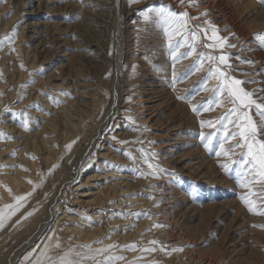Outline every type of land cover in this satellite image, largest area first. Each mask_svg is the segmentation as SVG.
I'll list each match as a JSON object with an SVG mask.
<instances>
[{"label": "rangeland", "instance_id": "obj_1", "mask_svg": "<svg viewBox=\"0 0 264 264\" xmlns=\"http://www.w3.org/2000/svg\"><path fill=\"white\" fill-rule=\"evenodd\" d=\"M169 12L177 17L187 13L183 36L173 35L171 44L169 35L178 25L168 19ZM213 27L225 38L226 45L235 47H206L215 43L208 38ZM202 29H207V36ZM192 32L197 33L195 41L191 39ZM261 34V0H112L107 9L92 0H0V41L12 37L11 42L0 44V133L12 125L17 131L13 135L22 133L21 139H28L27 148L30 147L28 154L24 153L27 159L21 163L14 157L21 166L24 163L27 171L26 188L16 194L24 197L19 200L23 209L11 204L5 209L0 199L4 225L0 229V264H10L15 259L16 264L31 263L36 244H27V240L34 234L44 238L57 225V240L49 245L50 257L56 259L72 252L67 258L78 264H264V215L258 212L264 211V186H243L244 173L250 167L241 163L245 149L236 148L228 156L217 155L225 139L223 118L232 105L227 92L221 95L216 91L220 81L212 71L219 65L218 59L208 60L209 55L230 57L229 67H219L231 77L246 81L245 90L264 103ZM193 46L195 52L188 55ZM151 72L156 78H150ZM148 87L153 90L147 92ZM114 94L116 107L112 111L119 107L121 111L117 110L116 116L111 111L107 130L98 137L109 132L105 138L111 139L103 142L94 138L84 153L106 154L110 148L108 153L119 159L117 171L112 176L110 172L94 171L92 166L83 177L95 172L102 177L93 187L91 182L83 188L90 195L77 196L73 206L61 205L70 165L72 160L80 161L81 153L74 152L77 144L69 147L67 143L71 126L65 127L73 122L68 115L77 118L79 104L90 108L103 105L100 108L106 110ZM39 97L52 99L50 110L49 105L48 109L41 108ZM40 110H44L42 114ZM32 113L36 114L31 116ZM25 114L29 119L27 130ZM252 115L259 121L255 109ZM207 122L215 126L209 127ZM21 129L23 132H18ZM237 131L228 125L229 134ZM10 135L5 132L0 137V150L8 145ZM210 135L212 142L206 148ZM260 138L264 139V133ZM236 143L237 140L225 143V150ZM17 150L18 145L0 158H9ZM145 155L154 168L163 170L159 178L149 174L152 170L144 163ZM67 156L72 157L71 163L65 161ZM66 166L67 174L62 172ZM75 166L77 170V163ZM107 179H115L118 184L112 185ZM101 183L102 192L110 195H91ZM112 186L116 190H111ZM117 190L123 192L115 194ZM53 198L59 201L50 204V212L47 204ZM248 203L253 205V211H249ZM46 217L50 222L47 226ZM38 226L44 227L43 231L35 230ZM89 245L91 252L85 247ZM109 245L116 247L95 255L97 249ZM30 253L24 262V256ZM86 255L95 258H83ZM43 264L51 261L45 259Z\"/></svg>", "mask_w": 264, "mask_h": 264}, {"label": "bare ground", "instance_id": "obj_2", "mask_svg": "<svg viewBox=\"0 0 264 264\" xmlns=\"http://www.w3.org/2000/svg\"><path fill=\"white\" fill-rule=\"evenodd\" d=\"M95 4H97V5H99V6H101L103 9H107L108 7H109V5L112 3V0H92ZM247 4V3H246ZM164 6V5H163ZM248 6V5H247ZM252 6H254V5H252ZM176 9V8H175ZM263 16V15H262ZM225 18V17H224ZM228 20V19H227ZM262 23V22H261ZM37 29V28H36ZM37 32V31H36ZM36 37V36H35ZM39 39V38H38ZM166 65V64H165ZM152 77H150L151 79L152 78H154L155 77V74L154 73H152L151 72V74H150ZM156 78V77H155ZM153 82L155 81L154 79L152 80ZM155 83V82H154ZM157 85V84H156ZM159 86V85H158ZM150 87H152V86H150ZM153 88V87H152ZM146 90V89H145ZM153 89H149V87H148V89L146 90L147 92H151ZM156 90V89H155ZM159 91V90H158ZM59 94H61V93H59ZM62 95V94H61ZM60 95V96H61ZM42 96V95H41ZM57 96V98L58 97H60L59 95H56ZM64 96V95H63ZM113 96V98H112V102H110V104H109V106H108V108L106 109V110H103V109H101L100 107H102V106H98V104H96L93 108H90L88 105H86V104H79L80 105V107H79V109H78V111H79V114H78V116H77V118H73V117H70V115H68L69 116V118H70V120L72 121L73 120V122H71L70 124L71 125H69V123H67V125L68 126H66L65 124V128H68V127H70L71 126V128H70V130H67V131H69V142H67L68 143V145H72V143H74V144H77V146L75 147V149H74V152H75V150H79V152H81L80 153V157L78 156V158H80V161H79V159H78V161H76V162H74L73 163V160H72V157L71 156H67V158H66V162H70L71 163V160H72V165H70V168H71V171L69 172V176H68V181L66 182V183H64L65 184V186H64V188H66L67 190L64 192V190H63V194H62V198L60 199V201L59 200H57V201H59L60 203H61V205H64V204H72V203H74V201L75 202H78V199H79V196L80 197H82L83 195V197H86L85 195H87L86 194V190L85 191H82V190H84L83 188H85V187H87V185L88 184H90L91 182H93V183H91V185L92 186H90V187H93V185H96L94 182H96L97 181V178L98 177H100L101 176V174H99V173H96L95 172V174L93 175V176H88V175H86V177H85V175H84V177H83V174L84 173H86V171L88 170V169H90L92 166V169L94 170V171H101V173H102V171H104L105 173L104 174H106V173H108V172H110V173H113V174H111L112 176H114V172L115 171H117V167H116V163H118L119 162V159H118V157L116 156V155H114L113 157H112V153L111 154H109L108 152H110V148H107L106 149V154H105V152L104 153H100V152H93L92 153V155H90V153L88 154L87 152V154L88 155H90L91 157L90 158H87V156H86V153H84L86 150H87V148L88 147H85V146H88L92 141H93V139L95 138H98L99 137V133L100 132H104V131H106L107 129H105L106 128V126L108 127V124H107V122L109 121V119H110V117H111V114H112V112L114 113L112 116H116L118 113H119V111H121V110H119V108H117L116 110H113L112 111V108L113 109H115V107H116V105H115V103H116V96H115V94L114 95H112ZM114 96H115V98H114ZM56 98V97H55ZM37 99H40L41 101H42V107L41 108H47L48 109V105L49 104H51V102H52V99L51 100H47V101H45V99H43V98H41V97H39V98H37ZM63 99V98H62ZM65 99V98H64ZM57 100V99H56ZM55 100V101H56ZM98 101V100H97ZM58 102V101H57ZM118 103V102H117ZM119 105V104H118ZM56 106V105H55ZM57 106H59L58 104H57ZM98 107V108H97ZM124 107V106H123ZM60 108V107H59ZM49 110H50V105H49ZM117 110H119V111H117ZM43 111L44 110H40V113L42 114L43 113ZM48 111V110H47ZM60 111V110H59ZM69 111V110H68ZM67 111V112H68ZM112 111V112H111ZM33 112V111H32ZM50 113V112H49ZM56 113V112H55ZM69 113V112H68ZM36 113H32V115L31 116H34ZM52 114H53V112H52ZM58 114V113H57ZM70 114H72V112L70 113ZM39 115V114H38ZM46 115V114H45ZM74 115V114H73ZM72 116V115H71ZM73 118V119H72ZM57 119V118H56ZM14 120V119H13ZM15 121V120H14ZM66 121H67V119H66ZM38 122V121H37ZM65 123V122H64ZM62 125H63V122H62ZM6 126V125H5ZM7 130L6 131H4V134H5V132L7 133V134H11L9 137H8V139L10 140V142L8 143V145H5V146H3L1 149L2 150H0V155H7V153H8V151L9 150H11V148L12 147H16L17 145H18V150L17 151H15V152H12V154L10 155L11 157H7V158H0V161H1V164H4L3 166L1 165L0 166V199L3 201V203H4V208L5 209H7V207L11 204V205H13L15 208H17V209H23V206L22 207H20L21 205V203H20V201H18L16 198H18L17 196H16V194H17V192L19 191H22L23 190V188H26L25 186L27 185V177H26V175H27V171H25L24 169H23V165H24V163H23V165L21 166L20 164H19V162L21 163L22 162V160L25 158V159H27L26 158V155L25 154H28V151H26V150H29L30 149V147H29V149L27 148V140L28 139H25V140H23V139H21V137H22V133H19V134H16V136H14L13 134L14 133H17V131H16V128L14 127V126H12V125H8L7 126ZM18 129V128H17ZM35 129V128H34ZM47 129V128H46ZM64 129V128H63ZM44 130V129H43ZM39 131H41V130H39ZM46 131V130H45ZM63 131V130H62ZM65 131V130H64ZM18 132H23L22 131V129L21 130H18ZM109 132H105V134L107 135ZM38 134V133H37ZM103 135V134H101V138H98V139H96V140H99V139H101L103 142L106 140V141H109L110 139L107 137V138H105L106 137V135ZM35 135V134H34ZM110 135H111V133H110ZM32 136V135H31ZM30 135H29V137H31ZM38 136V135H37ZM37 136H35L34 138H36ZM43 136V135H42ZM41 136V137H42ZM45 136V135H44ZM43 136V137H44ZM112 136H113V134H112ZM3 138H5V137H3ZM19 139V141H16L15 139ZM46 138V137H45ZM75 138V139H74ZM114 138V137H113ZM39 139V138H38ZM14 140V141H13ZM35 140V139H34ZM47 141H48V139H46ZM72 140H73V142H72ZM101 140H100V142H101ZM30 141V140H29ZM52 141V140H51ZM68 141V140H67ZM65 142V141H64ZM97 142V141H96ZM1 143V142H0ZM30 143V142H29ZM102 143V142H101ZM111 143V142H110ZM31 144V143H30ZM29 144V145H30ZM95 144V143H94ZM98 144V143H97ZM39 145V144H38ZM113 144H109V147L110 146H112ZM19 146L21 147L20 149H19ZM32 146V145H31ZM66 146V145H65ZM64 146V147H65ZM94 146V145H93ZM51 147V146H50ZM85 147V148H84ZM96 147V146H95ZM33 148H36V147H33ZM67 148V147H66ZM25 149V150H24ZM63 149H65V148H63ZM93 149V148H92ZM113 149V148H112ZM32 150V149H31ZM36 150H38L37 148L35 149V151ZM43 150V149H42ZM47 150V149H46ZM59 150V149H58ZM68 150V149H67ZM114 150V149H113ZM13 151V150H12ZM21 151H23V155H21V156H23V157H19V154H20V152ZM34 150L32 151V154H33V152H35ZM40 151H41V148H40ZM64 151V150H63ZM66 151V150H65ZM65 151H64V153H65ZM26 152V153H25ZM46 152V151H45ZM59 152H60V154H61V150H59ZM115 151H113V153H114ZM25 153V154H24ZM44 153V152H43ZM58 153V152H57ZM63 153V152H62ZM63 153V154H64ZM59 154V155H60ZM62 154V155H63ZM109 154V155H108ZM29 155H30V153H29ZM28 155V156H29ZM48 155V154H47ZM27 156V157H28ZM31 156V155H30ZM46 156V155H45ZM110 158H109V157ZM116 156V157H115ZM14 157H18V163L17 162H15V160L17 161V158H14ZM51 157V156H50ZM84 157H86L87 159L86 160H88L89 159V161H84ZM115 157V158H114ZM28 158H30V157H28ZM56 158V157H55ZM54 158V159H55ZM60 158V157H59ZM96 158H98L99 160H101L102 161V163L100 164L99 162H97L98 160H96L95 161V159ZM109 158V159H108ZM31 159V158H30ZM57 159V158H56ZM46 160V159H45ZM48 160V159H47ZM59 160V159H58ZM64 160V158L62 159V161ZM181 160V159H180ZM3 161H5V163H3ZM64 161V162H65ZM113 162V163H110V162ZM57 162V161H56ZM63 162V165L65 166V163ZM93 162H95V163H93ZM58 163V162H57ZM76 163H77V170H76ZM183 163V162H182ZM19 164V165H18ZM69 164V163H68ZM61 165H62V163H61ZM61 165H59V166H61ZM13 166H16V167H13ZM25 166V165H24ZM95 166V167H94ZM62 167V166H61ZM54 168V167H53ZM52 168V169H53ZM69 168V169H70ZM107 168H109V170H106ZM184 168V167H183ZM62 169V168H61ZM11 170H14L13 172H11ZM66 170H68V166H66V167H64V169H63V173H66L67 171ZM79 171V173H77L76 174V172H78ZM57 172H59V171H57ZM56 172V173H57ZM67 174V173H66ZM57 175V174H56ZM110 175V176H111ZM58 176V175H57ZM111 176V177H112ZM199 176V175H198ZM102 177V176H101ZM106 177H109V176H106ZM106 177H104V178H99V180L100 179H105ZM53 179H54V177H53ZM63 179V178H62ZM92 179V180H91ZM98 180V181H99ZM57 181V180H56ZM59 181V180H58ZM101 181V180H100ZM51 182V181H50ZM106 182H112V185H117L118 184V181L117 180H113L112 179V181H108V179H107V181ZM106 182L104 183V185L106 184ZM61 183V182H60ZM63 184V185H64ZM29 185V184H28ZM56 185H57V183H56ZM62 185V184H61ZM60 185V186H61ZM101 185H102V183L101 184H98L94 189L95 190H98L97 192H95L94 194H92L91 193V195H95V196H99V195H102V193H104V195H110V193H106V192H102V190H103V188L101 187ZM111 186V185H110ZM108 187H109V185H108ZM59 188V187H58ZM106 188H107V185H106ZM111 188V187H110ZM60 190H61V188H60ZM59 190V191H60ZM104 190H106V189H104ZM109 190V189H108ZM111 190H116L115 188H113V186H112V188H111ZM53 191V190H52ZM87 191H92V190H87ZM56 192V191H55ZM61 192V191H60ZM79 192H82L83 194H79L78 195V193ZM119 192H123V191H119V190H117V192L115 191V194L116 193H119ZM24 193V192H23ZM26 193V192H25ZM85 193V194H84ZM22 194V193H21ZM54 193L52 192V195H53ZM111 194H112V192H111ZM57 195H58V193H57ZM90 194H88L87 196H89ZM20 196V195H19ZM48 196V195H47ZM77 196H78V199H77ZM113 196V195H112ZM111 196V199L113 198ZM116 196V195H115ZM114 196V197H115ZM28 197V196H27ZM100 197V196H99ZM103 197V196H102ZM108 197V196H107ZM185 197V196H184ZM96 198V197H95ZM14 199V202H12V200ZM32 199V198H31ZM97 199H98V197H97ZM108 199V198H107ZM51 200V199H50ZM94 200H96V199H94ZM54 201V198L47 204V206H48V208H47V210H49L50 211V204L52 203ZM56 201V202H57ZM25 202V201H24ZM55 202V201H54ZM55 202V203H56ZM28 203V202H27ZM42 203V202H41ZM23 204V203H22ZM26 204V203H25ZM24 204V205H25ZM44 204V203H43ZM86 204V203H85ZM90 204V203H89ZM32 205V204H31ZM87 205V204H86ZM91 205V204H90ZM46 206V205H45ZM72 206H73V204H72ZM32 207V206H31ZM43 208H44V206H43ZM1 209H3V208H1ZM66 209V208H65ZM69 209V208H68ZM39 210V209H38ZM8 211V210H7ZM16 211L17 210H15V213H16ZM29 211H30V209H29ZM54 211V210H53ZM52 211V212H53ZM51 212V211H50ZM50 212H49V214H50ZM12 213V212H11ZM75 213V212H74ZM18 214V213H17ZM48 214V215H49ZM83 214V213H82ZM2 215V214H1ZM7 215V214H6ZM5 215V217H7ZM16 215V214H15ZM55 215V214H54ZM85 215V214H84ZM35 216V215H34ZM50 216V215H49ZM52 216V215H51ZM58 216V215H57ZM72 216V215H71ZM77 216V215H76ZM75 216V217H76ZM87 216V215H86ZM74 217V218H75ZM9 218H11V216L9 217ZM47 218V220L45 221L44 219V221H45V225L47 226V225H49L50 224V222L48 221V217H46ZM50 218V217H49ZM53 218H54V216H53ZM52 218V219H53ZM87 218V217H86ZM79 219L81 220V222H83L84 223V219L83 218H80L79 217ZM26 220V219H25ZM35 220H39V218L38 219H35ZM42 220V221H43ZM58 220V219H57ZM62 220V219H61ZM88 220V219H87ZM50 221H51V219H50ZM55 221V220H54ZM53 221V222H54ZM7 221H5V223H6ZM33 222H34V220H33ZM32 222V223H33ZM25 223V222H24ZM35 223V222H34ZM42 224V223H41ZM41 224H39V225H41ZM57 224H58V222H57ZM56 224V225H57ZM112 224V223H111ZM113 224H115L114 222H113ZM45 225L43 224V226L45 227ZM4 226V225H3ZM25 226V225H24ZM32 226V225H31ZM31 226H28V227H31ZM36 226V225H35ZM42 226V225H41ZM58 226V225H57ZM57 226H56V228H57ZM91 226H94V225H91ZM44 227H39L38 226V228L36 227V229L35 230H42V229H44ZM54 227H55V225H54ZM60 227V226H59ZM39 228H41V229H39ZM53 228V227H52ZM56 228H53V229H51L47 234H46V236L43 238L41 235H40V237H37V236H35L36 234H34V236H33V234H32V236H33V239H31L30 237V239L29 240H27V244H32L33 242V245H35L34 246V248H33V250L32 251H35V256L34 257H32L30 260H32V262L30 263V261L28 262V263H30V264H43V262H44V260L45 259H48L49 257H50V255H51V253L52 252H50V250H49V245L51 244V242H52V240L53 239H55L54 241H56L57 240V238H56V236L58 235L57 234V230H59V229H56ZM1 229V228H0ZM62 229H63V227H62ZM90 229V228H89ZM33 230V229H32ZM61 230V229H60ZM75 230V229H74ZM78 230V229H77ZM94 230V229H93ZM40 231H39V233L38 234H40ZM43 231V230H42ZM91 231V230H90ZM76 232H78V231H76ZM37 233V232H36ZM43 233V232H42ZM60 233V232H59ZM37 234V235H38ZM64 234V233H63ZM29 236V235H28ZM84 236V235H83ZM113 236V234H111L110 235V237H112ZM60 237V236H59ZM87 237V236H86ZM84 238V237H83ZM92 238V237H91ZM80 240V239H79ZM85 240V239H84ZM26 241V240H25ZM86 241H87V239H86ZM24 242V241H23ZM88 242V241H87ZM54 243V242H53ZM82 243V242H81ZM83 244V243H82ZM24 245H26V244H24ZM55 245V244H54ZM57 245V244H56ZM27 246V245H26ZM25 247V246H24ZM103 247V246H102ZM26 248V247H25ZM82 249V248H81ZM52 250V249H51ZM84 250V249H83ZM86 250V249H85ZM84 250V251H85ZM80 251V250H79ZM87 251V250H86ZM20 252V251H19ZM72 253V252H71ZM70 253V254H71ZM87 253V252H86ZM73 254V253H72ZM29 256H31V253L30 254H28V256L27 257H25L24 256V262H26V261H28L29 260ZM78 256H80V255H78ZM15 258H17V256L15 257ZM16 260V259H15ZM14 260V261H15ZM14 261L13 262H11L10 264H16V263H14ZM27 263V264H28Z\"/></svg>", "mask_w": 264, "mask_h": 264}, {"label": "snow or ice", "instance_id": "obj_3", "mask_svg": "<svg viewBox=\"0 0 264 264\" xmlns=\"http://www.w3.org/2000/svg\"><path fill=\"white\" fill-rule=\"evenodd\" d=\"M137 0H130V3H135ZM261 2H264V0H261ZM204 15H207V13H204ZM184 17H187V13L182 14V16L177 17L175 13L169 12L168 13V19L173 21L178 25L176 30L172 32L169 35V44H171L172 36L175 34H180L183 36V31L187 28V20L184 19ZM145 19H147V14H145ZM202 31L205 32L207 36V29H202ZM15 32H13V36H15ZM264 35V34H261ZM215 43L208 44L206 47L209 48H221L223 49L225 46L227 47H235V45H226L225 38H222L218 35L217 30L213 27L211 31V35L208 37ZM191 39L195 41L198 39L197 33L192 32L191 33ZM12 37L6 36L3 41H0V44L4 43L5 41L11 42ZM183 46V45H181ZM193 52H195V47H192V51L188 53V55H191ZM219 61V65H224L226 67H229L228 61L230 57L221 54L218 58L209 55L208 60ZM246 63H252L250 61H247ZM217 67L212 71V76L220 81V85L216 89V91L220 92L221 95L224 94V92H227V95L229 97L228 103L232 105V107L228 110V112L225 114V117L223 118L224 121V137L225 139L222 140L220 144L221 152L217 155H225L228 156L231 152H233L236 148L245 149V153L243 154V159L241 163L243 165H249L244 173L245 176V183L243 184L244 187H249L253 184H260L264 186V139H261V134L264 133V103L257 102L256 99L253 98V93L248 92L245 90L243 85L247 83L246 81H241L238 79H235L234 77H231L226 71H224L221 67ZM219 106V104H217ZM253 109H255L256 116L259 117V121L254 119L252 112ZM194 111H199L198 109L194 108ZM210 109H205V111ZM235 117V119H232ZM209 127H214L215 125L213 122H207ZM29 124V119L24 115V127L27 130ZM233 125L236 129H238L237 132H232L229 134L228 132V125ZM201 126H204V122H201ZM4 134L0 133V137H2ZM203 138V136H202ZM230 140H237V143L233 145L230 149L225 150L224 145L225 143L229 142ZM212 142V136L210 135L208 138V143L205 144V147L207 148ZM69 147H71L69 145ZM142 151V150H141ZM155 155L154 153L152 154ZM134 159V158H133ZM144 163L148 166L150 170H152L149 174L152 175V178L156 179L159 178V173L163 171L162 169H159L158 167L153 166L151 161L148 159L147 155H145ZM221 167H226V165H222ZM143 175V174H142ZM251 176L252 179L248 180L247 177ZM259 194V193H258ZM24 197H18L17 200H23ZM242 200H247V197H243ZM246 206L249 208V211H253V205L251 203L246 204ZM259 214L264 215V211L258 210ZM31 215V213H29ZM3 217L0 216V228L3 227L2 223ZM154 227H162V225H154ZM152 244H156L157 241H150ZM59 247V245H57ZM89 249V252H91V246H85ZM116 247L115 245H109L106 248L97 249L95 255H102L105 252H108L111 248ZM131 248H135V245L130 246ZM154 249H145V251H150ZM183 249H174L173 251H182ZM70 254V253H69ZM65 254V256L53 259L52 257H49L48 259L51 261V264H78V262L73 261L71 259H68V255ZM86 259H94V255H86ZM122 259V258H117ZM100 264H110V262L107 261H101Z\"/></svg>", "mask_w": 264, "mask_h": 264}]
</instances>
